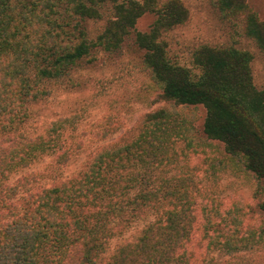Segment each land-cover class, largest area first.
I'll return each mask as SVG.
<instances>
[{"label": "trees", "instance_id": "obj_1", "mask_svg": "<svg viewBox=\"0 0 264 264\" xmlns=\"http://www.w3.org/2000/svg\"><path fill=\"white\" fill-rule=\"evenodd\" d=\"M214 4L264 53V21L247 0ZM108 5L112 16L88 39L80 22L101 19ZM145 14L156 20L134 41L165 99L202 107L205 137L264 189V92L253 83L252 55L232 45L201 46L192 68L173 63L162 36L186 21L180 1L0 0V264H191L192 225L185 218L192 210L165 172L179 156L167 140L172 125H144L137 139L99 150L84 172L54 185L33 187V176L7 183L58 147L20 132L27 107L48 97L43 87L68 78L92 51L118 50ZM259 208L264 217V196ZM149 213L154 219L133 241L106 256L109 242Z\"/></svg>", "mask_w": 264, "mask_h": 264}, {"label": "rangeland", "instance_id": "obj_2", "mask_svg": "<svg viewBox=\"0 0 264 264\" xmlns=\"http://www.w3.org/2000/svg\"><path fill=\"white\" fill-rule=\"evenodd\" d=\"M178 1L188 16L163 33L169 59L192 68V55L199 47L232 45L252 55L253 83L264 92V53L221 16L214 0ZM247 3L264 21V0ZM111 16L108 5L101 19L81 21L88 39L95 38ZM155 20L154 14L143 15L118 50L92 51L68 78L43 87L48 97L27 107L20 132L58 147L13 172L7 183L33 176V187L54 185L84 172L99 150L137 139L147 125H163L162 129L172 125L175 130L167 140L179 156L165 172L170 183H176L170 189L184 193L187 198L180 203L192 210L190 220L185 218L192 225L187 247L191 264H264V217L259 208L263 184L237 159L228 158L220 143L205 137L202 107L178 105L163 96L134 41L135 33L148 31ZM153 219L149 213L145 222L112 239L106 256L118 244L133 241L135 233Z\"/></svg>", "mask_w": 264, "mask_h": 264}]
</instances>
